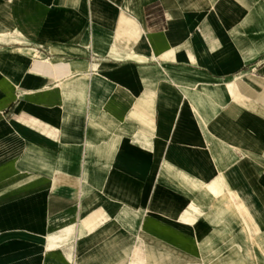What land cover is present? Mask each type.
Wrapping results in <instances>:
<instances>
[{
	"label": "crops",
	"instance_id": "crops-1",
	"mask_svg": "<svg viewBox=\"0 0 264 264\" xmlns=\"http://www.w3.org/2000/svg\"><path fill=\"white\" fill-rule=\"evenodd\" d=\"M0 264H264V0H0Z\"/></svg>",
	"mask_w": 264,
	"mask_h": 264
}]
</instances>
